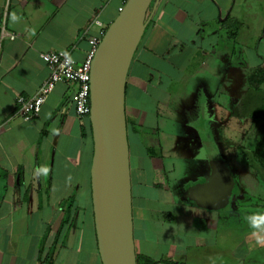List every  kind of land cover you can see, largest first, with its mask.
I'll use <instances>...</instances> for the list:
<instances>
[{"label": "crops", "instance_id": "obj_1", "mask_svg": "<svg viewBox=\"0 0 264 264\" xmlns=\"http://www.w3.org/2000/svg\"><path fill=\"white\" fill-rule=\"evenodd\" d=\"M122 1L0 0V174L7 175L0 178V264H103L94 215L83 230L82 210L53 245L62 203L85 196L92 204L93 132L75 112L76 85L56 84L32 121L20 117L16 98L34 96L48 78L41 54L66 51L83 63L99 28L86 30L95 19L108 28ZM263 65L264 0H159L152 7L126 94L130 125L160 143L153 155L140 151L131 169L137 254L158 264H199L233 211L251 198L264 201L253 196L262 187L253 163L225 161V153L245 150L252 131V157L264 137V120H253L247 106L250 69ZM158 93L167 95L162 106ZM128 135L130 149L131 141L139 147L140 134L129 127ZM220 139L237 146L222 148ZM155 169L163 186L154 183Z\"/></svg>", "mask_w": 264, "mask_h": 264}, {"label": "water", "instance_id": "obj_2", "mask_svg": "<svg viewBox=\"0 0 264 264\" xmlns=\"http://www.w3.org/2000/svg\"><path fill=\"white\" fill-rule=\"evenodd\" d=\"M159 0H127L109 25L91 65L90 121L94 140L91 190L103 264H137L134 240L127 79ZM218 177V176H217Z\"/></svg>", "mask_w": 264, "mask_h": 264}, {"label": "rangeland", "instance_id": "obj_3", "mask_svg": "<svg viewBox=\"0 0 264 264\" xmlns=\"http://www.w3.org/2000/svg\"><path fill=\"white\" fill-rule=\"evenodd\" d=\"M255 70L257 69H250L251 74ZM162 80L166 79L163 78ZM214 87L218 88L219 86L214 85ZM159 94L160 93L157 95L161 96L162 106L163 103H165L163 98H165L167 95ZM172 96L174 98L178 97L176 95ZM137 98L139 99L138 95ZM142 105L144 106V104ZM156 105L157 103H155V106ZM135 128V132L140 134L137 135V138L140 139V141L138 142L139 147L134 146V143L131 141V169H133L138 164L137 161L140 151L144 152V150L151 148L156 149L160 146V143L158 142V135L154 133L147 135L146 132H144L143 129H140L138 126ZM144 128V130H147L148 126L146 125ZM134 130L135 129H133V131ZM255 136L256 132L252 131L248 137V140L244 142V151L230 152L229 155L225 153V161H229L232 165L234 157H237L242 159V163H247L248 161L253 163L254 160L251 152L254 150ZM219 141H221L220 145L222 148L224 144L230 149H233L237 146L235 141L224 142L222 139ZM156 150L158 151V149ZM248 168L251 169L250 166ZM240 182L241 188L246 191L245 186L249 187V184L246 183L245 179ZM261 185L262 187L257 185L255 186V192L253 193V196L264 194V179L261 180ZM249 189L250 187L248 190ZM248 200L249 201H245L246 203L242 207V211H233L230 214V218L225 219V223L228 222V226L224 227V230L220 231V240L216 243L215 240H213V242H210L209 248H204L200 251V255L197 256L199 258V264H264V201H257L256 198H251ZM77 201H83L82 208L80 209L82 210V215H80L81 221L83 219L84 223L81 222L80 227H82L83 230L91 229L93 226V209L90 202L91 200L90 198L85 199V196H83V199L78 198ZM86 214L90 216L88 220L87 218H83ZM220 235H218V237Z\"/></svg>", "mask_w": 264, "mask_h": 264}, {"label": "built area", "instance_id": "obj_4", "mask_svg": "<svg viewBox=\"0 0 264 264\" xmlns=\"http://www.w3.org/2000/svg\"><path fill=\"white\" fill-rule=\"evenodd\" d=\"M127 0L122 1L119 8L121 12ZM97 26L98 35L89 37L90 51L83 63H78L70 53L66 51L48 52L41 54V58L49 71V76L34 96L20 95L16 98L18 114L24 121H32L38 117L49 95L54 91L56 84L65 83L76 85L72 96L73 106L77 116L84 119L91 113L90 80L91 65L98 46L100 45L107 28L101 21L95 19L86 30ZM2 127H0L1 131Z\"/></svg>", "mask_w": 264, "mask_h": 264}, {"label": "trees", "instance_id": "obj_5", "mask_svg": "<svg viewBox=\"0 0 264 264\" xmlns=\"http://www.w3.org/2000/svg\"><path fill=\"white\" fill-rule=\"evenodd\" d=\"M249 84L252 88V90L247 95V106H248V112L251 111V117L253 120H264V90L261 89V86H264V65L259 67L257 70L253 71L252 74L249 77ZM127 94V92H126ZM84 120H86L89 123L90 130L92 131L91 121H90V115L85 116ZM129 127H132V129H135V126L132 124L130 125V121L127 118V128L129 133ZM129 140V135H128ZM149 154L153 155V149H148ZM253 167L257 169L259 178L262 180L264 179V137L260 138L257 141L255 151L253 154ZM1 176H7V175H1ZM162 174L158 169H155V180L154 183L157 187L163 186L162 182ZM77 203V198L72 197L68 201H65L62 203V208L64 211V217L63 221L61 223L60 229L58 233L56 234V238L54 241V246L57 245L60 234L64 231V229L68 226L69 228H74L78 224V218H77V212L80 210ZM93 215V214H92ZM137 264H158V261H155L147 256L137 254ZM170 264H174L170 262Z\"/></svg>", "mask_w": 264, "mask_h": 264}]
</instances>
